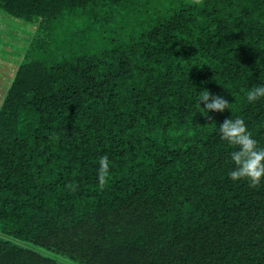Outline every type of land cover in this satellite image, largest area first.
<instances>
[{
    "label": "trees",
    "instance_id": "16d2710c",
    "mask_svg": "<svg viewBox=\"0 0 264 264\" xmlns=\"http://www.w3.org/2000/svg\"><path fill=\"white\" fill-rule=\"evenodd\" d=\"M0 10L33 23L0 97V264H264V175L227 176L218 128L264 146V0Z\"/></svg>",
    "mask_w": 264,
    "mask_h": 264
},
{
    "label": "clouds",
    "instance_id": "9594fccd",
    "mask_svg": "<svg viewBox=\"0 0 264 264\" xmlns=\"http://www.w3.org/2000/svg\"><path fill=\"white\" fill-rule=\"evenodd\" d=\"M244 96L248 101H255L264 97V79L253 84L246 89ZM208 114L209 110L223 111L228 108L229 100L223 94L206 91L198 93L197 103ZM219 137L232 146L228 152L227 159L232 163V167L227 169V176L232 180L246 178L250 185L257 184L264 175V146L260 145L257 139L248 130L244 119L240 116H226L218 123ZM106 157L99 159L101 176L103 170L107 168Z\"/></svg>",
    "mask_w": 264,
    "mask_h": 264
},
{
    "label": "rangeland",
    "instance_id": "374dc122",
    "mask_svg": "<svg viewBox=\"0 0 264 264\" xmlns=\"http://www.w3.org/2000/svg\"><path fill=\"white\" fill-rule=\"evenodd\" d=\"M32 31V22L22 21L0 10V97L8 85L5 79L20 61Z\"/></svg>",
    "mask_w": 264,
    "mask_h": 264
}]
</instances>
